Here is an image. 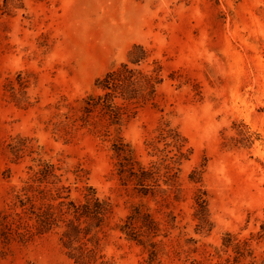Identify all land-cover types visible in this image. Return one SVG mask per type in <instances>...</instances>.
I'll return each instance as SVG.
<instances>
[{
  "label": "rangeland",
  "instance_id": "374dc122",
  "mask_svg": "<svg viewBox=\"0 0 264 264\" xmlns=\"http://www.w3.org/2000/svg\"><path fill=\"white\" fill-rule=\"evenodd\" d=\"M134 45L148 54L137 68L161 67L153 102L119 128L77 123L66 133L64 115H79L81 99L100 92L95 81ZM162 128L182 139L177 199L162 180L166 193L144 197L117 175L115 141L149 166L164 157L147 144ZM19 139L28 148L15 159ZM33 158L59 168L71 198L91 186L108 200L103 260L146 264L149 246L117 228L142 205L161 223L153 264H221L234 256L226 234L248 243L241 264H264V0H0V211H12ZM68 252L56 232L25 243L0 237V264H75Z\"/></svg>",
  "mask_w": 264,
  "mask_h": 264
},
{
  "label": "trees",
  "instance_id": "16d2710c",
  "mask_svg": "<svg viewBox=\"0 0 264 264\" xmlns=\"http://www.w3.org/2000/svg\"><path fill=\"white\" fill-rule=\"evenodd\" d=\"M147 56V50L142 45H134L127 54L126 62L111 68L98 78L94 85L100 92H91L81 99L79 115H64L63 126L66 133L77 123L80 126H100L105 122L107 128H119L134 116L137 108L153 102L157 87L163 79L160 76L161 67L155 61L153 63L156 66L150 71L137 68ZM166 138H171L172 141L167 142ZM181 140L171 129L162 128L156 138L147 144L153 154H162L164 157L160 162L149 166L135 160L128 144L122 143L120 139L116 140L113 149L118 157L116 170L121 184H132L138 194L155 197L157 193L167 192L160 189L162 180L170 190L171 187L174 188V197L177 199L178 188H175V183L178 169L174 171V166L184 156L181 152ZM26 143V139H19L10 146L15 159L22 157L24 150L28 148ZM160 143H163L164 148H159ZM171 145L176 148V153L169 156L167 153L172 150L166 149ZM32 160L36 161V165L28 167L31 173L15 193L12 211H0L1 241L5 244L11 241L25 243L34 236L56 232L75 264H112L98 256V234L106 226L111 214L108 200L100 198L91 186L83 188L81 198H71L69 187L59 185L62 174H56L58 167L50 160ZM190 178L194 180L193 177ZM195 202L198 207L196 215H200L199 218L203 221L207 211L205 193L198 191ZM166 216L168 220L164 224L165 231L167 225L174 227L176 218L171 212ZM160 225L148 209L145 210L142 205H134L120 219L117 228L127 240L149 246L146 264H153L158 254L154 238L159 236ZM223 244L232 248L234 256L226 258L221 264H241V258L251 254L246 241H237L229 234H226Z\"/></svg>",
  "mask_w": 264,
  "mask_h": 264
}]
</instances>
